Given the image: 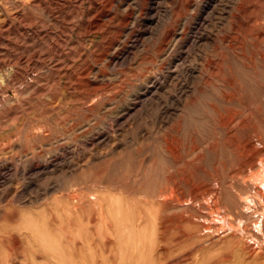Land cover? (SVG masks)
Masks as SVG:
<instances>
[{
  "label": "rangeland",
  "instance_id": "374dc122",
  "mask_svg": "<svg viewBox=\"0 0 264 264\" xmlns=\"http://www.w3.org/2000/svg\"><path fill=\"white\" fill-rule=\"evenodd\" d=\"M29 1L37 8L26 5ZM115 1L0 0V90L10 77L9 93L0 91V213L18 217L0 227L14 251L1 246L0 263L264 264V24L257 21L264 16V0H224L217 11L209 8L210 0H139L136 8L124 1L117 11ZM90 5L113 13L103 19L105 27L95 29L92 56L78 68L96 71L90 78H73L74 90L67 93L50 65L76 58L90 44L84 32L100 24L97 12L83 16ZM201 6L207 9L198 27L193 15ZM141 16L143 22H137ZM166 73L173 75L169 97L164 93L140 103ZM172 184L178 197L165 203L161 196ZM70 194L81 197L80 214L70 209ZM183 197L185 204L177 202ZM113 199L124 204L128 222L121 230L109 229L97 215L100 205ZM31 212L39 216L32 234L53 236L51 245L32 241L31 232L20 228ZM50 213L57 221L46 228ZM180 217L189 219L186 231L194 236L162 257L159 249L179 231L172 227L167 236L161 226ZM55 241L63 256L43 258L39 251L49 246L53 252Z\"/></svg>",
  "mask_w": 264,
  "mask_h": 264
},
{
  "label": "bare ground",
  "instance_id": "6f19581e",
  "mask_svg": "<svg viewBox=\"0 0 264 264\" xmlns=\"http://www.w3.org/2000/svg\"><path fill=\"white\" fill-rule=\"evenodd\" d=\"M85 1V0H84ZM99 1H101V0H99ZM113 1H115V0H113ZM126 2L127 1V5H128V7L127 8H130V7H133V8H136L137 6H139V0H118L117 2L118 3H115V4H118V6L116 7V6H114L115 8V10L117 11V10H119V6H121L120 5V3L122 2ZM87 2V1H86ZM116 2V1H115ZM223 2H224V0H210L209 1V8H212L213 10L212 11H217V10H220L221 9V5L223 4ZM121 3V4H122ZM208 3V2H207ZM25 4V3H24ZM38 4H40V2L38 3ZM89 4V3H88ZM91 4V3H90ZM23 5V4H22ZM26 5H28V6H30L31 8H33V9H36L37 7H36V5L32 2V1H29V2H27V4ZM191 5V4H190ZM206 5V4H205ZM25 6V5H24ZM96 6V5H95ZM189 6V5H188ZM192 6V5H191ZM22 7V6H21ZM90 8H89V10H88V12H85L84 14H83V16H86L87 18L88 17H90L91 16V14H94V12H97L98 13V16L97 17H99L98 19H99V22H100V24H95L96 26L95 27H91V28H89L88 30H86L84 33V35H83V39H85V40H87V41H90V44L89 45H86L85 46V49L83 50V52L80 54V55H78L76 58H74V59H72V60H69V61H67V62H60V60H57L56 59V61H54V62H52L51 63V67H52V69H56V71L58 72V79L60 80V82L62 81L63 83V89H64V91L65 92H67V93H72L73 92V90H74V86H73V84H72V79L73 78H77V76L80 74L81 76L83 75L84 77H88V78H90L91 77V75H92V72L94 73V71H96L95 69H93V68H90V67H87L86 69H78L79 68V66H80V64H81V62L82 61H84L85 59H87V58H89V57H91L92 56V53H93V42H94V38H96V37H98V34H97V31H95V29H102L103 27H105L106 25H105V23H107V22H104V21H106L104 18L105 17H108V16H110L109 14L111 13H107V12H109V11H103V10H101L98 6H96V7H92L91 5L89 6ZM187 7V6H186ZM202 7V6H201ZM40 7H38V9H39ZM121 8V7H120ZM126 8V9H127ZM132 8V9H133ZM188 8V7H187ZM191 8V7H190ZM112 9H113V7H112ZM139 10H141V11H143L144 12V14L146 13V12H148V8H144L143 10L142 9H140V8H138ZM189 9V8H188ZM207 8H205V7H202V9H198L197 10V13H198V11H199V13L196 15H193V17L195 18V20H196V22H195V24H196V26H200V25H202L203 24V22L205 21V19H204V17H203V14L205 13V11L204 10H206ZM32 10V9H31ZM110 10V9H109ZM121 10V9H120ZM191 10V9H190ZM196 11V10H195ZM210 11V10H209ZM211 11V12H212ZM93 12V13H92ZM200 12H201V14H200ZM113 13V12H112ZM111 13V14H112ZM115 13V12H114ZM94 17H96V15H93ZM19 17V16H18ZM185 17V16H184ZM187 17V16H186ZM186 17H185V19H186ZM143 17L141 16V17H139V18H136L135 17V20H137V22H143V19H142ZM103 19H104V21H103ZM34 20H36V19H34ZM97 20V19H96ZM37 22H38V20H36ZM35 21V22H36ZM257 21L258 22H261V23H263L264 24V16L261 18H259V19H257ZM40 22V21H39ZM98 22V23H99ZM136 22V21H135ZM97 23V22H96ZM104 23V24H103ZM32 24V23H31ZM94 25V24H93ZM105 25V26H104ZM39 26V25H38ZM34 27V26H33ZM46 27V26H45ZM31 28V27H30ZM40 28H41V26H40ZM30 31V30H29ZM38 33V32H37ZM262 35V34H261ZM127 37V36H126ZM173 41H174V39H173ZM171 43H173V42H171ZM41 55V54H40ZM113 55V54H112ZM118 55V53L116 54H114L112 57L114 58V57H116ZM72 58V57H71ZM29 59V58H28ZM26 60H27V58H26ZM29 61V60H28ZM21 62V61H20ZM3 64V63H2ZM1 65V64H0ZM14 65V64H13ZM3 66V65H2ZM91 66V65H90ZM27 67V66H26ZM93 67V66H92ZM1 68V67H0ZM15 68H17V66L15 67ZM13 70V69H12ZM77 70V71H76ZM14 72V71H13ZM3 75V74H2ZM7 75H5V77H6ZM4 77V78H5ZM94 79H97V77L95 76V75H93L92 76ZM92 78V79H93ZM8 79V78H7ZM78 79V78H77ZM80 79V78H79ZM86 79V78H85ZM9 80H10V77H9ZM9 80H6L5 82H2V83H5V85H7V84H10V83H8L7 81H9ZM81 80V79H80ZM90 81V80H89ZM15 82V81H14ZM13 84V83H12ZM5 85H3V84H1V89L2 90H0V91H2V93H3V95H5L6 96V94L7 93H9V88H8V86H5ZM173 85V75L172 74H170V73H166L165 75H162V76H160V77H158L156 80H155V84H154V86H153V88H150L149 90H148V92L146 93V94H144L143 96H141L140 97V103H142V102H147V101H150V100H153L154 98H156V96H158V95H162V94H168V97H169V95H170V92L169 91H167L166 90V88H171V86ZM15 87V86H14ZM11 89V88H10ZM16 89V88H15ZM18 90V89H17ZM16 90V91H17ZM171 90V89H170ZM147 91V90H146ZM12 92H14V91H12ZM168 92V93H167ZM1 93V94H2ZM19 93V92H18ZM64 93V92H63ZM92 93V92H91ZM90 93V94H91ZM7 96H9V95H7ZM72 96V95H71ZM165 95H163V97H164ZM4 97V96H3ZM5 98V97H4ZM7 98V97H6ZM5 98V99H6ZM12 99H14V100H17V99H15V98H13V97H11ZM74 99V98H73ZM9 100H10V96H9ZM139 103V101H138V104L137 105H139L140 104ZM152 105V104H151ZM153 110V109H152ZM163 111V110H162ZM189 112V111H188ZM133 113V112H132ZM237 149V148H236ZM238 151V150H237ZM129 152V151H128ZM233 153H235V151L233 152ZM102 157H104V156H102ZM131 159V158H130ZM111 161V159L109 160V161H107V162H110ZM122 161V160H121ZM120 161V162H121ZM111 162H113V161H111ZM139 162V161H138ZM114 163V162H113ZM123 163V162H122ZM141 163H142V161H141ZM251 164V163H250ZM115 165V164H114ZM125 165V164H124ZM187 165H189V164H187ZM190 165H193V164H190ZM186 166V165H185ZM194 166V165H193ZM254 166H255V164H254ZM155 167V166H154ZM189 167H191V166H189ZM243 167H244V165H243ZM245 167H248L246 164H245ZM114 168H115V166H114ZM129 168V167H128ZM185 168V167H184ZM107 169V168H106ZM191 170L192 169H194V167H192V168H190ZM197 169H198V167H197ZM247 169V168H246ZM138 170V169H137ZM182 170V169H181ZM186 170V169H185ZM189 170V169H188ZM105 171V170H104ZM114 171H115V169H114ZM140 171V170H139ZM148 172V171H147ZM183 171H181V173H182ZM188 172V171H187ZM186 172V173H187ZM122 173V172H121ZM185 173V172H184ZM190 173V172H189ZM188 173V174H189ZM105 174V173H104ZM188 174H187V176H188ZM114 175H115V173H114ZM157 175V174H156ZM178 175V174H177ZM186 175V174H185ZM190 175V174H189ZM147 176V175H146ZM179 176H181L180 175V172H179V175H178V177ZM127 177V176H126ZM184 176H183V174H182V178H183ZM189 177V176H188ZM187 177V178H188ZM181 178V180L184 182L185 180H183ZM185 178V177H184ZM88 179H90V178H88ZM174 179V178H173ZM177 180L179 179L180 180V178H176ZM175 179V180H176ZM86 180V179H85ZM100 180V179H99ZM128 180V179H127ZM142 180V179H141ZM178 180V181H179ZM180 180V181H181ZM188 180V179H187ZM106 181V180H105ZM129 181V180H128ZM181 181V182H182ZM101 182H102V180H101ZM189 182V181H188ZM120 183H123V182H120ZM170 183H171V181H170ZM170 183H169V186H170ZM178 183V182H177ZM185 183V182H184ZM134 184H135V181H134ZM133 184V185H134ZM182 184V183H181ZM181 184H180V186H181ZM195 184V183H194ZM203 184V183H202ZM184 185V184H183ZM186 185V184H185ZM184 185V186H185ZM165 186H167V185H165ZM172 186H173V184H172ZM192 186H194L195 187V185H192ZM204 186V185H203ZM101 187H103V186H101ZM186 187V186H185ZM191 187V186H190ZM200 187V186H199ZM167 188V187H166ZM192 188V187H191ZM205 188V187H204ZM193 189V188H192ZM196 190H197V187L195 188ZM199 189V188H198ZM200 189H203V188H201L200 187ZM104 190H106V189H104ZM177 190H178V188L176 187V186H173V187H170L169 188V190H167L165 193H163V195L161 196L162 197V199H163V201L165 202V203H167L166 202V200L168 199V198H170V197H174V195H175V193L177 192ZM181 190V189H180ZM191 190V189H190ZM190 190H189V192H190ZM211 190V189H210ZM213 190V189H212ZM77 192V191H76ZM122 192V191H121ZM179 192V191H178ZM184 192V191H183ZM213 192H215L214 190H213ZM66 193V192H65ZM81 193V192H80ZM102 193V192H101ZM159 193V192H158ZM180 193V192H179ZM178 193V194H179ZM185 193V192H184ZM194 193V192H193ZM98 194H99V192H98ZM154 194V193H153ZM186 194V193H185ZM189 194V193H188ZM188 194H186V195H188ZM196 194V193H195ZM209 194V193H208ZM158 195V194H157ZM185 195V196H186ZM192 195V194H191ZM66 196V195H65ZM155 196V195H154ZM175 196H177V194L175 195ZM188 196H190V195H188ZM193 196V195H192ZM204 196H206V195H204ZM67 197V196H66ZM66 197H64V198H66ZM99 197V196H98ZM102 197V196H101ZM143 197V196H142ZM160 197V198H161ZM178 197V196H177ZM191 197V196H190ZM194 198L193 199H195V197H196V195L195 196H193ZM198 197V199H200L199 198V195L197 196ZM201 197V196H200ZM58 198V197H57ZM63 198V197H62ZM145 198V197H144ZM150 198V197H149ZM180 198V197H179ZM186 198L187 197H183L182 199H179L177 202H179L180 204H185L186 203ZM60 199H61V197H60ZM135 199V198H134ZM153 199V198H152ZM156 198H154V200H155ZM178 199V198H177ZM192 199V198H191ZM192 199V200H193ZM197 199V198H196ZM201 199H205V198H201ZM200 199V200H201ZM62 200V199H61ZM82 199H81V197H79V195H76V194H73V195H68V203L69 204H72L71 206V210H75V212L74 213H77L76 212V210L79 208V204H80V201H81ZM54 201V200H53ZM174 201V200H173ZM60 202V201H59ZM90 202V201H89ZM176 202V201H175ZM52 203V202H51ZM84 203V202H83ZM105 203V202H104ZM170 203V202H169ZM194 203H196V202H194ZM86 204H88V203H86ZM90 204H91V202H90ZM151 204V203H150ZM26 205V204H25ZM49 205V204H48ZM57 205V204H56ZM61 205H62V203H61ZM60 205V206H61ZM83 205V204H82ZM154 205V204H153ZM167 205V204H166ZM165 205V206H166ZM172 205V204H171ZM174 205V204H173ZM52 206V205H51ZM50 206V207H51ZM170 206V205H169ZM176 206V205H175ZM186 206V205H185ZM192 206V205H191ZM209 206V205H208ZM145 207V206H144ZM148 207V206H147ZM162 207H164V206H162ZM187 207H189L188 205H187ZM212 207V206H211ZM60 208V207H59ZM146 208V207H145ZM152 208V207H151ZM179 208V207H178ZM177 208V209H178ZM69 209V210H70ZM140 209V208H139ZM147 209H149V208H147ZM156 209V208H155ZM159 210V212H160V209H163V208H158ZM175 209V208H174ZM183 209H185V208H183ZM14 210H17V209H14ZM50 210V209H49ZM61 210V209H60ZM67 210V209H66ZM82 210H83V208H82ZM86 210V209H85ZM153 210V208L151 209V211ZM157 210V209H156ZM171 210H172V208H171ZM182 210V209H181ZM42 211V210H41ZM54 211V210H53ZM65 211V210H64ZM84 211V210H83ZM93 211V210H92ZM130 211V210H129ZM150 211V210H149ZM165 211H167V210H165ZM183 211V210H182ZM181 211V212H182ZM210 211H211V209H210ZM17 212V211H16ZM18 212H20V210H18ZM17 212V213H18ZM36 212V211H35ZM45 212H46V210H45ZM51 212V211H50ZM61 212V211H60ZM70 211H68V213H69ZM153 213L155 212V211H152ZM151 212V213H152ZM159 212H158V216H159ZM168 212V211H167ZM185 212V211H184ZM184 212H182L181 213V215H183V213ZM189 212V211H188ZM32 213H34V212H31V215H29L28 217H25V216H23L24 217V219L21 221V226H20V228H23V229H26L27 231H28V233L29 232H31V235L32 236H34V240H32V241H34L35 242V240L37 241V242H41L42 243V240H48L49 241V243H50V245H51V240H52V238H53V236H52V238L50 237V236H46V235H43L44 237L46 236V237H49V238H51L50 240L48 239V238H45V239H40V238H42V234L40 235V238H36L35 237V235L37 234V233H35V235H33L32 233H34V232H32L33 231V229L34 230H36L35 228H36V225H35V220L36 221H38V219H39V216L38 215H35V214H32ZM39 213V212H38ZM53 213V212H52ZM56 213V212H55ZM54 213V214H55ZM66 213V212H65ZM73 213V212H72ZM79 213V212H78ZM77 213V214H78ZM156 213V212H155ZM154 213V214H155ZM175 213H177V212H175ZM179 213V215H180V212H178ZM187 213V212H186ZM36 214H37V212H36ZM41 214V213H40ZM51 214V213H50ZM80 214V213H79ZM96 214V213H95ZM193 214V213H192ZM197 214V213H196ZM202 214V213H201ZM20 215H22V213L20 214ZM42 215V214H41ZM57 215V214H56ZM72 215V214H71ZM71 215H69V216H71ZM76 215V214H75ZM83 215H84V213H83ZM86 215H88V214H86ZM97 215H99V219L102 221V222H105L107 225L106 226H108L109 227V229H112V228H117L118 230H121V227H124V225H125V222L127 221L128 222V220H126V215H125V212H124V204H123V201L122 200H116V199H113L111 202H109V203H107L106 204V206L104 207L103 206V204L102 205H100V211H99V214L97 213ZM140 215V214H139ZM141 215H143V214H141ZM146 215V214H145ZM152 216H153V214H151ZM165 215L167 216L168 214L167 213H165ZM170 215H173V214H170ZM175 215V214H174ZM188 215V214H187ZM59 216H60V214H59ZM65 216H66V214H65ZM81 216V215H80ZM155 216V215H154ZM163 216V215H162ZM176 216V215H175ZM191 216V215H190ZM194 216V215H193ZM199 216V215H198ZM14 215L13 214H7V215H3V214H1L0 213V227H4V226H8V225H12V224H9V223H11L12 222V220L14 221ZM22 217V218H23ZM96 216H93V220H94V218H95ZM165 217V216H164ZM163 217V218H164ZM168 217V216H167ZM170 217V216H169ZM179 217V216H178ZM188 217V216H187ZM187 217H180V218H178V219H176V220H173V219H168V221L166 222H163V224H162V226H161V224L159 225V226H161L162 227V229H163V231H167L168 232V230L170 231V229H172V227H176L177 228V230L179 231V235H178V237H175L174 239H173V241H171L170 243L169 242H164L165 244L164 245H162L161 246V249H159L160 251V255L162 256V257H170V256H172L173 255V253L175 252V250L176 249H178L181 245H186V243L188 244V242H189V238H190V236H194V235H188V233H187V231H186V228H187V222L189 221V219L187 218ZM16 218V217H15ZM18 218V217H17ZM16 218V219H17ZM21 218V217H20ZM29 218H31V219H29ZM47 218H48V216H47ZM73 218V217H72ZM78 218H79V216H78ZM97 218V217H96ZM95 218V219H96ZM129 218H131V217H129ZM158 218V217H157ZM172 218H173V216H172ZM196 217H194V219H195ZM68 220H70V218H67ZM77 219V218H76ZM167 219V218H166ZM192 219V218H191ZM41 220H43V219H41ZM67 220V221H68ZM80 220V219H79ZM79 220H78V224H80V222H79ZM142 220H143V218H142ZM162 220V219H161ZM199 220V219H198ZM197 220V221H198ZM56 221H57V218H55L54 216H53V214H51L50 215V217H49V222L47 223V225H46V228H47V226L49 227L50 226V228H51V226L52 225H55L56 224ZM81 221V220H80ZM84 221V220H83ZM157 221V220H156ZM192 220H190V222H191ZM201 221V220H200ZM60 222H61V220H60ZM68 222H70V221H68ZM94 222H96L95 220H94ZM93 222V223H94ZM112 222V223H111ZM140 222V221H139ZM142 222V221H141ZM140 222V223H141ZM194 222V221H193ZM202 222V221H201ZM206 222V221H205ZM204 222V223H205ZM20 222H18V224H19ZM43 223V222H42ZM134 223V222H133ZM132 223V224H133ZM139 223V224H140ZM203 223V222H202ZM201 223V224H202ZM16 224H17V222H16ZM13 225L12 227H14V226H16L15 227V229H18L17 228V225ZM82 224V223H81ZM89 225H91L90 223H88ZM129 224V223H128ZM138 224V225H139ZM193 224V223H192ZM44 225L45 224H43L42 226L44 227ZM61 225V224H60ZM59 225V226H60ZM101 225V224H100ZM99 225V226H100ZM130 225V224H129ZM147 225V223H145V226ZM149 225V224H148ZM198 225V224H197ZM19 226V225H18ZM83 226H84V222H83ZM83 226H81V227H83ZM98 226V225H97ZM106 226H104V227H106ZM140 226V225H139ZM142 226H144L143 224H142ZM145 226H144V228H143V230H145V232L144 233H146V232H148V228H147V226H146V228H147V231H146V229H145ZM200 226V225H199ZM208 226V225H207ZM11 227V226H10ZM35 227V228H34ZM39 227V226H38ZM54 227V226H53ZM57 227V226H56ZM68 227H70V226H68ZM75 227H76V225H75ZM85 227V226H84ZM87 227V226H86ZM101 227V226H100ZM135 227H136V225H135ZM151 227L152 226H150V229H151ZM198 227V226H197ZM7 228V227H6ZM46 228H44V229H42V230H44L45 231V229ZM90 228V227H89ZM107 228V227H106ZM130 229H131V227H129ZM142 228V227H141ZM178 228H180V230L178 229ZM201 228H203V227H201ZM200 228V229H201ZM2 229V228H1ZM23 229H20V231L22 230L23 231ZM66 229V228H65ZM83 229V228H82ZM93 229V228H92ZM102 229H103V227H102ZM128 229V228H127ZM135 229V228H134ZM133 229V231H135ZM140 229V228H139ZM152 229H153V227H152ZM184 229V230H183ZM206 230H208L207 228H205ZM204 228H203V230H205ZM9 230V229H8ZM38 230H40L39 228H38ZM48 230V229H47ZM57 230V229H56ZM77 230H79L78 229V227H77ZM81 230V229H80ZM129 230V229H128ZM160 230V229H159ZM202 230V231H203ZM2 231V230H1ZM17 230H15V232H16ZM21 231V232H22ZM50 232H51V229L49 230ZM63 231V230H62ZM66 231V230H65ZM72 231V230H71ZM90 231V230H89ZM95 231V230H94ZM115 231V230H114ZM136 231H138V230H136ZM149 231H151V233H152V230H149ZM154 231V230H153ZM156 231H157V229H156ZM161 232H162V230H160ZM7 233H8V231H6ZM18 232V231H17ZM16 232V235L17 234H19V233H17ZM25 232V231H24ZM24 232H22L23 234H24ZM47 233H48V231H46ZM49 232V233H50ZM60 232H61V230H60ZM60 232H58V233H60ZM72 232H74V231H72ZM81 232H83V230H81ZM86 232H87V230H86ZM103 232V231H102ZM117 232V231H116ZM119 232V231H118ZM125 232V231H124ZM130 232H131V230L128 232L129 233V235H131L130 234ZM155 232V231H154ZM153 232V233H154ZM166 232V233H167ZM197 232V231H196ZM201 232V231H200ZM13 233V232H12ZM39 233H40V231H39ZM42 233V232H41ZM46 233V234H47ZM52 233H53V231L51 232V235H52ZM56 233H57V231H56ZM66 233H69V232H66ZM88 233V232H87ZM97 233V232H96ZM111 233H112V231H111ZM111 233H108V234H111ZM126 233V232H125ZM127 233V234H128ZM136 233V232H135ZM139 233V232H138ZM138 233H136V234H134V236L136 235H138ZM142 233V232H141ZM150 233V234H151ZM152 233V235L154 236V234ZM160 233V232H159ZM169 233H171V231L169 232ZM169 233H167V236L169 235ZM204 233V232H203ZM4 232L3 233H0V247L1 246H5V247H8V250H10V252H14V251H12L13 250V247L11 246V245H9L8 243H6L5 242V240L4 239H6V238H4V237H2V236H4ZM9 234V233H8ZM74 234V233H73ZM113 234V233H112ZM112 234H111V236H112ZM143 234V233H142ZM148 234V233H147ZM157 234H158V232H157ZM198 234V233H197ZM207 234V233H206ZM6 235V234H5ZM12 235V234H11ZM30 235V234H29ZM30 235V236H31ZM38 235V234H37ZM53 235H54V233H53ZM75 235V234H74ZM84 235V234H83ZM87 235V234H86ZM141 235V234H140ZM144 235V237H145V234H143ZM160 235V234H159ZM163 235V234H162ZM13 236H15L14 235V233H13V235H12V237ZM19 236H21V235H19ZM18 236V237H19ZM32 236H31V238H32ZM39 236V235H38ZM59 236V235H58ZM76 236V235H75ZM78 236V235H77ZM113 236H114V234H113ZM116 236H117V233H116ZM115 236V237H116ZM153 236L152 237H150V239H153ZM156 236V235H155ZM195 236H196V234H195ZM201 236V235H200ZM203 236V235H202ZM201 236V237H202ZM66 237V236H65ZM130 237H132V236H130ZM130 237L128 236V238L130 239ZM138 237H140V236H138ZM31 238H29V237H27L26 239V241L27 242H29V244L31 243ZM36 238V239H35ZM76 238L77 237H75V241H76ZM80 238H82V237H80ZM84 238H87V237H85L84 236ZM118 238V237H117ZM125 238V237H124ZM127 238V237H126ZM146 238H147V236H146ZM155 238V237H154ZM163 238H164V235H163ZM193 238V237H192ZM191 238V239H192ZM14 239V238H13ZM17 239V238H16ZM58 239V238H57ZM62 239V238H61ZM95 239V238H94ZM93 239V240H94ZM129 239H127L128 241H129ZM132 239V238H131ZM142 239V238H141ZM193 239H195V238H193ZM199 237H198V239H197V241L199 242ZM202 239V238H201ZM205 239V238H204ZM18 240V239H17ZM20 240V239H19ZM45 240V243H47L48 241H46ZM54 240H56V238H53V242H54ZM64 240V239H63ZM70 240V239H69ZM111 240V239H110ZM133 240V239H132ZM162 240H164V239H162V237H161V241ZM59 241H61V240H59ZM59 241H55V243H53V244H55V248H51V249H53L54 251L52 252V251H48V247L46 246V248L44 247V249H41L40 251H39V253L41 254V256L43 257V258H45V259H48L49 260V258L51 259V257H52V259H54V258H56V260H59L61 257H60V255H58V253L60 252L59 250H60V246H62L61 245V243L59 242ZM71 241V240H70ZM78 241V240H77ZM126 241V240H125ZM131 241V240H130ZM139 241H141L142 243H144L142 240H139ZM147 241H148V239H147ZM153 241H155L156 242V240L155 239H153L152 240V242ZM164 241H166V240H164ZM170 241V240H169ZM191 241V240H190ZM195 241V240H194ZM44 242V241H43ZM81 242L83 243V240H81ZM105 242V241H104ZM113 242V241H112ZM117 242V241H116ZM138 241H136L135 243H137ZM140 242V244L142 245V243ZM150 242V241H149ZM155 242L153 243V244H155ZM16 243V241H13V244H15ZM41 243L39 244V246L41 245ZM18 244V243H17ZM35 244V243H34ZM122 244H124L123 242H122ZM128 244V242L126 243V245ZM132 244V243H131ZM137 245V246H141V245ZM159 244V243H158ZM193 244V243H192ZM198 244V243H197ZM197 244H196V246H197ZM16 245V244H15ZM19 245H20V243H19ZM30 245H32V243L30 244ZM49 245V244H48ZM74 246H75V244H73ZM91 245V244H90ZM125 245V246H126ZM133 245V248L136 250L137 248H139V247H137V248H135L134 247V244H132ZM136 245V244H135ZM150 245H152V243L150 242ZM150 245H149V243H148V245H147V247L149 246V248H150ZM204 245V244H203ZM25 246V245H24ZM33 246V245H32ZM54 245H52L51 247H53ZM74 246L71 248L72 249V253L71 254H74L73 252L75 251V248H74ZM112 246V245H111ZM122 246V245H121ZM143 246V245H142ZM141 246V247H142ZM153 246H155V245H153ZM198 246H200V245H198ZM205 246V245H204ZM203 246V247H204ZM21 247V246H20ZM31 247V246H30ZM77 247V246H76ZM93 247V246H92ZM114 247V246H113ZM127 247V246H126ZM125 247V248H126ZM129 247V246H128ZM127 247V248H128ZM146 247V246H145ZM157 248H158V246H156ZM191 247V246H190ZM19 248V247H18ZM25 248H27L26 246H25ZM48 248V249H47ZM83 248L85 249V247H84V245H83ZM153 248V247H152ZM189 248V247H188ZM196 248V247H195ZM23 249V248H22ZM33 249V248H32ZM40 249V248H39ZM47 249V250H46ZM50 249V250H51ZM62 249V248H61ZM78 249V248H77ZM90 249H91V246H90ZM104 249V248H103ZM110 249H111V247H110ZM148 249V248H147ZM184 249V248H183ZM197 249H198V247H197ZM21 250V249H20ZM20 250H18V251H20ZM37 250V249H36ZM106 250V249H105ZM117 250V249H116ZM118 250H119V247H118ZM123 250H124V247H123ZM129 250V249H128ZM127 250V251H128ZM144 250V251H143ZM143 252H145V248H143ZM148 250H150V249H148ZM186 250V249H185ZM191 250V249H190ZM200 250V249H199ZM198 250V251H199ZM202 250V249H201ZM200 250V251H201ZM17 251V250H16ZM30 251V250H29ZM85 251V250H84ZM88 251H90V250H88ZM138 250H136L135 252H137ZM139 251H141V250H139ZM153 251V250H152ZM193 251H194V249H193ZM205 251V250H204ZM4 252H5V250H4ZM26 252V251H25ZM49 252H51V253H49ZM96 252V251H95ZM110 252V251H109ZM130 252H133V250L132 251H130ZM134 252V253H135ZM150 252H151V250H150ZM191 252V251H190ZM34 253V252H33ZM88 253H90V252H88ZM117 253V252H116ZM123 253V252H122ZM129 253V252H128ZM127 253V254H128ZM153 253V252H152ZM151 253V254H152ZM245 253H247V252H245ZM252 253V252H251ZM6 254V253H5ZM19 254V253H18ZM17 254V255H18ZM63 254V253H62ZM64 254H65V258H66V252H64ZM99 254V253H98ZM113 254H115V252H113ZM204 254V253H203ZM248 254V253H247ZM7 255V254H6ZM16 255V254H15ZM86 255H87V252H86ZM107 255H109V254H107ZM136 255V254H135ZM197 255H198V253H197ZM250 255V254H249ZM252 255V254H251ZM254 255V254H253ZM35 256V255H34ZM40 256V257H41ZM94 256H96L95 255V253H94ZM113 257H114V255H112ZM124 256V255H123ZM192 256H196L195 255V253H194V255L192 254ZM202 256H204V255H202ZM4 257H6V256H4ZM37 256H35V258H36ZM54 257V258H53ZM67 257H69L68 256V254H67ZM79 257V256H78ZM87 257V256H86ZM85 257V258H86ZM99 257V256H98ZM117 257V256H116ZM199 257V256H198ZM251 257H253V256H251ZM12 258V257H11ZM25 258V257H24ZM32 258H33V255H32ZM71 258H73V257H71ZM80 258V257H79ZM95 258V257H94ZM107 258V257H106ZM177 258V257H176ZM225 258H226V256H225ZM228 258V257H227ZM28 259V258H27ZM27 259H25V260H27ZM69 259V258H68ZM87 259V258H86ZM113 259H115V257L113 258ZM184 259V258H183ZM197 259V258H196ZM220 259V258H219ZM222 259V258H221ZM229 259V258H228ZM3 261H5L4 259H2ZM12 260V259H11ZM30 260V259H29ZM33 259H31V262L33 263V261H32ZM55 260V259H54ZM77 260V262H78V259H76ZM115 260H117V259H115ZM166 260H167V258H166ZM166 260H165V262H166ZM227 260V259H226ZM59 261H62V259H60ZM59 261L58 262H56L55 261V263L54 264H60L59 263ZM65 261V260H64ZM114 261V260H113ZM118 261V260H117ZM173 261V260H172ZM177 261H178V258H177ZM180 261V260H179ZM185 261V260H184ZM191 261V260H190ZM195 261V260H194ZM220 261H222V260H220ZM220 261H218V262H220ZM246 261H248L247 259H246ZM9 262H11V261H9ZM15 262V261H14ZM28 262V261H27ZM69 262H71L70 260H69ZM120 262V261H119ZM164 262V263H165ZM175 262V261H174ZM183 262V261H182ZM22 263V262H21ZM35 263H37L38 264V259L36 260V262ZM48 263V262H47ZM63 263H65V262H63ZM63 263H61V264H63ZM111 263V262H110ZM176 263V262H175ZM174 263V264H175ZM185 263V262H184ZM191 263H192V261H191ZM190 263V264H191ZM249 263V262H248ZM247 263V264H248ZM1 264V263H0ZM10 264V263H9ZM34 264V263H33ZM44 264H46V263H44ZM49 264V263H48ZM84 264V263H83ZM171 264H172V262H171ZM177 264H181V262H179V263H177ZM183 264V263H182ZM189 264V263H188Z\"/></svg>",
  "mask_w": 264,
  "mask_h": 264
}]
</instances>
